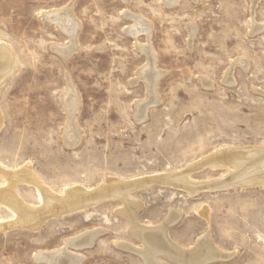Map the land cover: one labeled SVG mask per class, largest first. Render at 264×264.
Wrapping results in <instances>:
<instances>
[{
  "label": "rangeland",
  "instance_id": "374dc122",
  "mask_svg": "<svg viewBox=\"0 0 264 264\" xmlns=\"http://www.w3.org/2000/svg\"><path fill=\"white\" fill-rule=\"evenodd\" d=\"M60 10L78 25L63 56L71 41L46 18ZM132 18L148 23V37L127 33ZM253 24L264 27V0H0V45L18 63L0 85V171L24 168L56 198L93 193L49 213L36 186L15 183L41 216L13 226L18 216L0 204V228L9 226L0 229V264H47L38 255L59 252L78 264H146L133 225L164 227L180 251L206 237L227 255L206 264H264V185H237L232 166H206L218 153L264 150V28ZM148 63L160 74L152 101L142 78ZM71 123L73 146L65 140ZM118 189L137 204L132 220L112 195ZM159 252L157 264H182Z\"/></svg>",
  "mask_w": 264,
  "mask_h": 264
},
{
  "label": "bare ground",
  "instance_id": "6f19581e",
  "mask_svg": "<svg viewBox=\"0 0 264 264\" xmlns=\"http://www.w3.org/2000/svg\"><path fill=\"white\" fill-rule=\"evenodd\" d=\"M177 1L178 0H163L164 4L167 5L168 7H170V6L172 7L173 5H175L177 3ZM252 2H253V0H252ZM46 15H47V13H46ZM45 16H44V18H45ZM46 18H47V21L49 20L50 22H54V24L56 23L57 24L56 26H58L67 35V37H69V39L71 41L70 46L67 48H64V49H60V51H58V53L61 54L62 56L69 54L73 50L74 36H75L76 29L78 27L77 23L75 22L73 17H71L70 15H68V13H66L64 11H61V13L48 14V16H46ZM132 20L135 24L134 25L135 29L132 30L131 29L132 27H131L130 29L127 30V33L130 34L131 36H133L134 38H136V35L141 34V33H144L148 37L149 36V29H150L148 23L143 22V20H140L137 18H132ZM254 24H253V27L256 28V30H254V31H258V30H261L264 28V27H259L260 25L257 26ZM136 46H138V45H136ZM138 48H140V47L138 46ZM140 49H143V48L141 47ZM146 54H147L148 58L150 59V61L153 62L154 56H153L152 52L148 51V52H146ZM238 61L239 62H236V64L242 65L241 60H238ZM242 63H243V61H242ZM153 68L154 67H152V65L150 63L148 66V70L142 71V78L144 80H146V84H147L148 92H149L148 96H149V100H151V101L153 100L154 84L157 80V77H159V75H160L159 73H156L157 71L155 72V70H154L155 68L154 69ZM17 70H18V63L16 62L11 50H9L8 46H3V43H2V45H0V85L2 84V82L7 77H9L13 73H15ZM226 83L227 84L233 83L231 72L228 73V76L226 78ZM63 103H64V106H65V108L69 114V115L68 114L67 115L70 118V122H72L71 119H72L73 113L75 111L76 99L71 94V92L67 93V95L64 97ZM0 125H1V114H0ZM65 140L69 143V146L76 145L79 141V134L76 132L73 123H71L69 125V131L66 133ZM262 151H264L262 148H256V149L251 148V149H248L245 151L243 150V152H235L232 150L231 151L229 150L227 152L224 151L225 153H218L217 155L210 156V158L208 157L206 160V164H207L206 166H210V167L211 166L212 167L223 166V167H226V169H228V170L230 168L227 166H230V167L232 166V168H233V171H231L233 174L232 177L234 178L233 180H235L237 185H241V186L264 185V171L261 169L262 164L259 163L258 158L256 157L257 154L262 152ZM262 162H264V161L262 160ZM22 169H23V171H22ZM229 175H231L230 172H229ZM0 176H1V179L3 177L5 178L4 180H6V184L8 183L7 184L8 187L2 188L0 190V204L4 205L15 216H18V218H19L18 220H20L17 223L15 222L14 225L12 223H10L13 226H18V225H24V226L26 225L27 226V224L29 225L35 219H37L39 216H41L39 211L33 210L31 207L24 205V203L16 196V194L13 192V186L16 185L15 183L26 182L27 184L29 183L30 185L33 184L34 186H36V189H38V194H39L40 199L42 201H45L44 207H47V208L50 207V208H48L49 213H54V212L59 211V210L62 211L64 208H67V207L71 208V206H73L75 204L77 205V203H79V202H81V203L85 202V201L87 202V200H90V198L92 197L91 195L93 194L92 193L91 195H86L84 192H81L80 189H77V190L72 189V191H69L68 193H66L65 197L56 198L58 196H55L54 194H52L55 196L54 197V196L48 194L46 191H44L43 188L41 187L39 181L35 177H33L32 174L28 170H24V168H21L20 171H18L17 173L15 172L14 174H12V171H11V173H8V172L6 173L5 171L4 172L0 171ZM148 181L149 182H153V181L155 182L156 179L155 180L150 179ZM175 181L177 182V184L180 183V184H184L185 186H187V184H188L185 181L181 182V180L180 181L175 180ZM167 182H169V181H167ZM171 182H173V181H171ZM225 183H226V181H225ZM225 183L223 186L226 185ZM130 184H132V183H130ZM170 184H172V183H170ZM111 185H113V184H111ZM125 185H127V183ZM203 185L204 184H202L201 186H203ZM104 187H105V185H104ZM187 187H189V186H187ZM178 188H179V186H178ZM195 188H197V186ZM104 189H106V188H104ZM125 190L124 189H120V190L118 189L117 191H114V193L112 195H115L116 197L118 196L119 198L123 199V201L125 203V209L123 208L124 211L122 212V215L124 217H126L128 220H132V219H130L132 209L137 204H133V201L131 200V198L128 199L129 197L128 198L126 197L127 191H125ZM105 192H107V191H105ZM111 192H112V190H111ZM101 199H102V197H101ZM89 203H90V201H89ZM134 203H136V202H134ZM41 205H40V207H42ZM42 208H40V210ZM75 208H77V207H75ZM44 210L47 211L46 209H44ZM49 213H45V214L47 215ZM59 213H60V211H59ZM119 214H120V212H119ZM46 215H45V217H46ZM169 218H170V216H169ZM174 220H175V218H174ZM13 221H11V222H13ZM38 222H36V223L39 224ZM167 224H168V222H167ZM31 227L33 228V226H31ZM34 227H36V226H34ZM6 228H9V226H3L0 229L4 230ZM131 229H132L131 231L135 232L136 235L142 240V242L145 245V248L143 251H140V252L137 251V252L144 258L146 264H157L155 262L156 260H155V257L153 256V253L158 252V251H160L161 253L164 252L172 260L178 261L182 264L183 263L184 264H187V263H189V264H205V263H207V261H213L215 259L217 260V259H223V258L225 259L227 257V255H225V253H221L220 251L219 252L216 251L210 245V243L205 239L206 237H203L200 240L198 239L199 241L197 242L196 247H194L195 249L194 250L192 249L193 251H180V250H178L179 248L176 249V248L172 247V245H170V242L164 233V230H163L164 227H162L160 229L159 228H153V227L152 228H140L139 226L133 225ZM77 239H79V238H77ZM74 241H75V239H74ZM77 242H78V240H77ZM90 242H91V240H90ZM76 243H75V245H76ZM126 245H124V246H126ZM73 247H75V246H73ZM65 248H64V251L66 252ZM121 248H123V247H121ZM59 251L60 250H58L57 252H59ZM53 254H55V253L38 255V257L36 258V261H39V262L43 261L47 264H78V261L72 257L73 254L71 256L61 255V254H63L62 252H61V254H60V252H59V254H55V255H53Z\"/></svg>",
  "mask_w": 264,
  "mask_h": 264
},
{
  "label": "water",
  "instance_id": "95a60500",
  "mask_svg": "<svg viewBox=\"0 0 264 264\" xmlns=\"http://www.w3.org/2000/svg\"><path fill=\"white\" fill-rule=\"evenodd\" d=\"M210 261H207V263H209ZM206 264V263H205Z\"/></svg>",
  "mask_w": 264,
  "mask_h": 264
}]
</instances>
